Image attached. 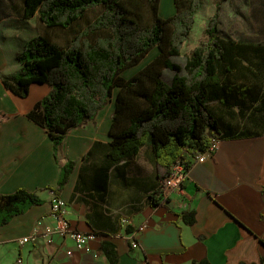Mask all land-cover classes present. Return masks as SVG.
I'll return each mask as SVG.
<instances>
[{"label":"crops","instance_id":"0c3cea01","mask_svg":"<svg viewBox=\"0 0 264 264\" xmlns=\"http://www.w3.org/2000/svg\"><path fill=\"white\" fill-rule=\"evenodd\" d=\"M240 1L264 16V0ZM36 18L11 15L0 20V74L20 69L17 54L41 28ZM257 38L247 56L235 64L223 103L213 108L224 136L221 145L203 163L184 152L188 178L183 190L167 199L161 197L162 181L148 145L131 159L111 162L108 156L115 91L94 120L69 131L55 157L45 129L27 118L49 86L34 83L28 96L20 98L0 81V113L12 116L0 124V194L24 188L43 199L41 205L0 226V264H18V260L20 264H260L264 256V27ZM65 162H72L73 168L56 196ZM53 196L65 202V218L72 229L97 236L90 244L91 253L76 250L68 237L51 234L50 241L42 237L45 228L56 222L51 213ZM185 211L194 212L191 227L179 218ZM142 226L145 229L136 236L139 246L132 249L128 235ZM35 233V241L20 244ZM105 244L112 247L111 259L103 251Z\"/></svg>","mask_w":264,"mask_h":264},{"label":"trees","instance_id":"16d2710c","mask_svg":"<svg viewBox=\"0 0 264 264\" xmlns=\"http://www.w3.org/2000/svg\"><path fill=\"white\" fill-rule=\"evenodd\" d=\"M225 1H217L207 22L205 44L183 54L202 0H173L175 13L167 18L159 13L160 0H0V20L37 17L41 27L17 54L20 69L0 74V81L20 98L28 96L34 83L49 86L27 118L45 129L55 157L69 131L94 120L118 89L108 156L111 162L131 159L148 145L163 181L184 152H204L213 132L224 138L213 108L223 103L235 64L252 46L226 38L218 29ZM94 9L99 14L85 20ZM56 31L66 37L63 43L55 40ZM155 48L159 54L151 62L132 77H122ZM11 117L0 113V124ZM72 168V162L61 165L56 196ZM42 202L24 188L0 194V226ZM179 216L184 226L195 224L193 211ZM111 250L109 244L103 246L109 259Z\"/></svg>","mask_w":264,"mask_h":264},{"label":"rangeland","instance_id":"374dc122","mask_svg":"<svg viewBox=\"0 0 264 264\" xmlns=\"http://www.w3.org/2000/svg\"><path fill=\"white\" fill-rule=\"evenodd\" d=\"M218 0H202V6L195 16L193 30L182 48V53L187 54L197 46H201L206 42L205 29L209 18L215 11V5ZM253 5H248L246 2L241 3L240 0H226L222 3L219 26L221 34L233 41L242 43L257 44V31L264 27V16L253 11ZM100 12V9L89 11L85 20L92 21ZM159 13L162 18H167L175 13L173 0H160ZM37 18L35 22L37 23ZM33 25L34 20L31 21ZM57 42L63 43L64 34L60 31L52 32ZM157 48L151 50L141 61L134 67L125 70L122 77L128 79L135 75L140 69L151 62L157 55ZM118 89L115 90L117 93Z\"/></svg>","mask_w":264,"mask_h":264},{"label":"built area","instance_id":"2783aa9c","mask_svg":"<svg viewBox=\"0 0 264 264\" xmlns=\"http://www.w3.org/2000/svg\"><path fill=\"white\" fill-rule=\"evenodd\" d=\"M222 141L223 138L220 134L216 132L211 133L209 136L208 148L204 152L193 156L195 162L203 163L207 158L211 157V155L219 148ZM188 174L189 165L186 164L184 159H178L172 165L170 173L161 183V197L163 199H167L170 195L181 192L183 190V185L188 178ZM51 213L56 222L52 227L45 228L42 237H44L47 241H50L51 234H55L60 237H68L73 241L76 250L85 253L92 252L90 244L97 239V236L93 233H83L71 228L68 220L65 218L66 204L61 198L53 196L51 200ZM127 223L128 220H122V224L126 225ZM144 229L145 226H142L137 231H133L128 235L132 249L138 248L139 245L136 241V236ZM37 236L38 234L35 233L30 238H24L20 241V244L33 242ZM17 263L20 264L21 262L18 260ZM141 264L147 263L143 262Z\"/></svg>","mask_w":264,"mask_h":264}]
</instances>
